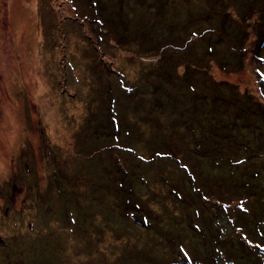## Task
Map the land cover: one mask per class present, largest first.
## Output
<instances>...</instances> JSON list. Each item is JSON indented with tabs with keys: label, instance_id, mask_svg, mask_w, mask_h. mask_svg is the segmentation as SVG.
<instances>
[{
	"label": "rangeland",
	"instance_id": "1",
	"mask_svg": "<svg viewBox=\"0 0 264 264\" xmlns=\"http://www.w3.org/2000/svg\"><path fill=\"white\" fill-rule=\"evenodd\" d=\"M4 22L0 264L264 241V0H9Z\"/></svg>",
	"mask_w": 264,
	"mask_h": 264
},
{
	"label": "trees",
	"instance_id": "2",
	"mask_svg": "<svg viewBox=\"0 0 264 264\" xmlns=\"http://www.w3.org/2000/svg\"><path fill=\"white\" fill-rule=\"evenodd\" d=\"M261 94L262 92L260 93V95ZM263 99H264V96H263ZM263 117H264V112H263ZM29 214L31 213L29 212ZM34 224H35V220L29 223L28 229L31 230ZM260 235L261 233H259V236ZM238 246H239V249H241L242 251L240 253L241 255L240 259L237 258L238 260H235L233 256L229 255L226 258V261L227 262L229 261L228 263L240 264V261H242V259H245L246 260L245 264H264V241L252 240L251 236H248V237H244L239 242Z\"/></svg>",
	"mask_w": 264,
	"mask_h": 264
},
{
	"label": "flooded vegetation",
	"instance_id": "3",
	"mask_svg": "<svg viewBox=\"0 0 264 264\" xmlns=\"http://www.w3.org/2000/svg\"><path fill=\"white\" fill-rule=\"evenodd\" d=\"M8 7H9V0H0V34H1V31H3V29L1 30V28H3V25L4 27L7 26V23L4 21H5L6 14L8 12ZM0 44H2L1 41H0ZM0 58H1V54H0ZM2 94L3 93L1 92L0 93V106L1 104H3V101L5 100Z\"/></svg>",
	"mask_w": 264,
	"mask_h": 264
}]
</instances>
